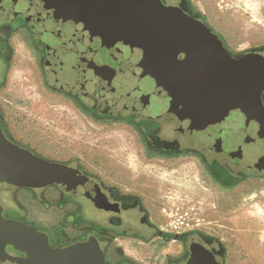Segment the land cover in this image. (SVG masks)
I'll list each match as a JSON object with an SVG mask.
<instances>
[{
  "label": "flooded vegetation",
  "instance_id": "af4514ba",
  "mask_svg": "<svg viewBox=\"0 0 264 264\" xmlns=\"http://www.w3.org/2000/svg\"><path fill=\"white\" fill-rule=\"evenodd\" d=\"M117 1L123 10L133 2ZM159 1L209 26L194 0ZM83 13L68 0H0V133L60 173L42 186L0 182V264H25L33 256L75 245L87 246L103 264H228L225 244L217 235L193 227H165L153 217L144 195L108 182L73 159L37 153L6 121L2 97L9 72L26 64L28 53L46 88L98 121L132 126L146 157L192 156L221 187L251 177L264 179V164L234 156L194 129L183 118L184 107L143 84L128 58ZM222 43L238 62L264 58V46L237 53ZM152 242L155 250L140 256L138 244Z\"/></svg>",
  "mask_w": 264,
  "mask_h": 264
},
{
  "label": "rangeland",
  "instance_id": "374dc122",
  "mask_svg": "<svg viewBox=\"0 0 264 264\" xmlns=\"http://www.w3.org/2000/svg\"><path fill=\"white\" fill-rule=\"evenodd\" d=\"M257 1L258 14L243 0H194L209 26L237 53L264 46V0ZM27 59L10 70L9 78L14 71L19 74L9 80L2 97L3 115L18 139L45 157L73 159L108 182L144 195L153 217L165 227L217 235L228 264H264V179L221 187L192 156L146 157L132 126L83 114L68 98L46 88L28 53ZM183 118L192 122L193 115ZM160 185L168 191L189 185L197 192L192 191L188 204L169 205L160 197ZM154 243H139L138 254H150Z\"/></svg>",
  "mask_w": 264,
  "mask_h": 264
},
{
  "label": "water",
  "instance_id": "95a60500",
  "mask_svg": "<svg viewBox=\"0 0 264 264\" xmlns=\"http://www.w3.org/2000/svg\"><path fill=\"white\" fill-rule=\"evenodd\" d=\"M68 1L128 58L143 84L193 115L194 129L234 156L264 164V58L236 61L212 28L159 0H133L127 10L117 0ZM52 165L0 133V182L42 186L60 176ZM25 264L103 262L87 246L75 245Z\"/></svg>",
  "mask_w": 264,
  "mask_h": 264
},
{
  "label": "bare ground",
  "instance_id": "6f19581e",
  "mask_svg": "<svg viewBox=\"0 0 264 264\" xmlns=\"http://www.w3.org/2000/svg\"><path fill=\"white\" fill-rule=\"evenodd\" d=\"M243 1L249 8H251L254 11V13H257L258 10L260 9V4L257 0H243ZM18 74H19V70L12 72L10 74L9 80L12 81L13 78L18 76ZM159 189H160V197L162 198L163 202L169 205L188 204L190 203L191 193L193 194V192H197L194 191L192 187H190L189 185H186L185 187L176 191L175 190L168 191L162 185L159 186Z\"/></svg>",
  "mask_w": 264,
  "mask_h": 264
}]
</instances>
